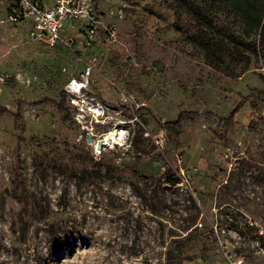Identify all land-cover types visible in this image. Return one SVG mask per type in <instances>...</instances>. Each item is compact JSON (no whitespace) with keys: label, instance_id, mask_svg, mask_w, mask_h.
I'll use <instances>...</instances> for the list:
<instances>
[{"label":"rangeland","instance_id":"obj_1","mask_svg":"<svg viewBox=\"0 0 264 264\" xmlns=\"http://www.w3.org/2000/svg\"><path fill=\"white\" fill-rule=\"evenodd\" d=\"M82 1L100 23L78 60L31 41L27 21L7 20L14 0H0V264H227V249L264 264V234L248 224L264 226L259 30L244 34L220 0ZM74 95L102 121L77 119ZM112 132L99 152L89 144Z\"/></svg>","mask_w":264,"mask_h":264},{"label":"built area","instance_id":"obj_2","mask_svg":"<svg viewBox=\"0 0 264 264\" xmlns=\"http://www.w3.org/2000/svg\"><path fill=\"white\" fill-rule=\"evenodd\" d=\"M82 0H53L50 4H45L42 0H14L10 6L7 20L16 24L23 19H29L31 28L28 31L31 41H38L42 44L53 47L62 42L72 53L77 55L78 60H82L79 55L84 49L97 39L98 26L100 23V14L91 7L83 5ZM69 28L70 32L62 36L60 32ZM81 22V23H79ZM77 31L78 33H74ZM103 40L107 43H113L117 40L116 27L114 23L105 25ZM93 60L82 61L81 77H71L66 88L73 94H80L88 84V76L93 70ZM4 81L0 71V82ZM71 102L75 106V116L78 119L85 114L91 115V120L101 122L102 117L95 110L99 108L98 103L93 98L84 96H72ZM96 113V114H94ZM96 152L101 149L94 147ZM249 225H255L259 234H264V226L251 219ZM223 241L221 240V245ZM227 264H243L241 256L233 255L230 250H225Z\"/></svg>","mask_w":264,"mask_h":264},{"label":"trees","instance_id":"obj_3","mask_svg":"<svg viewBox=\"0 0 264 264\" xmlns=\"http://www.w3.org/2000/svg\"><path fill=\"white\" fill-rule=\"evenodd\" d=\"M205 1V0H204ZM223 1L227 6H229L233 11L236 12L241 17L243 23L242 32L246 35L251 32H257L259 30L258 39L254 38V42H257L259 48L264 47V0H220ZM171 7H176L175 3L170 4ZM231 41L239 43L242 41L241 33L231 32L230 34ZM245 41L244 38H242ZM245 43V42H244ZM57 108L62 114V119L67 121L70 116L67 106L65 105V97L60 96V100L56 101ZM4 107V106H3ZM67 110V111H66ZM226 118L228 122L234 121L233 111L228 116H222ZM181 118H177L173 121H165L164 125L166 128L169 127V124L176 123L178 124Z\"/></svg>","mask_w":264,"mask_h":264},{"label":"bare ground","instance_id":"obj_4","mask_svg":"<svg viewBox=\"0 0 264 264\" xmlns=\"http://www.w3.org/2000/svg\"><path fill=\"white\" fill-rule=\"evenodd\" d=\"M95 110L98 111V108H95ZM114 139H115L114 132H112L107 135H103L102 137L96 140L89 142V144L91 143L94 147H98L102 150L103 148H105V146H108L110 142Z\"/></svg>","mask_w":264,"mask_h":264},{"label":"crops","instance_id":"obj_5","mask_svg":"<svg viewBox=\"0 0 264 264\" xmlns=\"http://www.w3.org/2000/svg\"><path fill=\"white\" fill-rule=\"evenodd\" d=\"M45 4H49V3H51L50 2V0H42ZM27 21V27H26V30L27 31H29V29L31 28V22H30V20L29 19H23V20H21V21H19V27H18V24H15V25H17L16 27L17 28H23L22 26H23V23H25V21ZM25 29V28H24ZM70 32V30H67V33H69ZM74 33H78L77 31H75Z\"/></svg>","mask_w":264,"mask_h":264},{"label":"water","instance_id":"obj_6","mask_svg":"<svg viewBox=\"0 0 264 264\" xmlns=\"http://www.w3.org/2000/svg\"><path fill=\"white\" fill-rule=\"evenodd\" d=\"M87 139H88V141H91L92 140V138H91L90 135L87 136Z\"/></svg>","mask_w":264,"mask_h":264}]
</instances>
